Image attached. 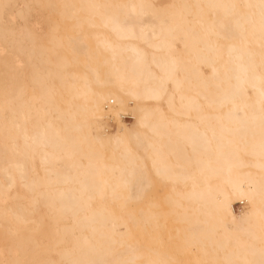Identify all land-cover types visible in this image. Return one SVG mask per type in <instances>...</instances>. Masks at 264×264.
<instances>
[{
	"label": "bare ground",
	"instance_id": "6f19581e",
	"mask_svg": "<svg viewBox=\"0 0 264 264\" xmlns=\"http://www.w3.org/2000/svg\"><path fill=\"white\" fill-rule=\"evenodd\" d=\"M33 1L44 36L0 0L15 262L264 264V0Z\"/></svg>",
	"mask_w": 264,
	"mask_h": 264
},
{
	"label": "rangeland",
	"instance_id": "374dc122",
	"mask_svg": "<svg viewBox=\"0 0 264 264\" xmlns=\"http://www.w3.org/2000/svg\"><path fill=\"white\" fill-rule=\"evenodd\" d=\"M21 3L19 4L20 7H23L24 4H27L30 6V13L28 14L26 20L22 19L21 17L16 16L14 19L10 18V26L15 30V32H19L20 29H22L25 25H28L29 27L35 29L38 34L45 35L49 31V23L51 20V14L48 12V10H43L40 7H38L33 0H20ZM130 114H123L121 116V119L125 122H131L132 117ZM112 121V122H111ZM110 126L108 129H114L116 126V121L115 120H110L109 122ZM111 131V130H110ZM35 161L38 163V160L35 159ZM6 181V180H5ZM15 190V187L5 189V193L0 192V202L2 205L5 207H8L10 203L14 202V198L12 197L13 191ZM246 201H235L234 202V207L235 211L239 212L241 209H244V206L246 205ZM43 209L44 207L41 206ZM10 216V215H8ZM12 217V215H11ZM44 226L51 225L53 223L52 219L50 216L46 215L44 219ZM0 221H6L4 218H0ZM27 225L31 228L35 226V222L33 220H29L27 222ZM24 223H20L21 229L19 231L23 230ZM120 231L124 232L125 228L121 227ZM4 229L1 228L0 226V264H22L20 259H18V262H15L16 258L18 257H23V254L18 248L13 247L12 249H8L6 247V242H5V237H4ZM38 238L42 239L41 235L39 233ZM63 245V244H62ZM61 245L57 244V247L59 248ZM46 255H50L55 260V263H60L64 261L63 258L59 257L58 254H50V252H46ZM45 255V256H46ZM25 260V259H24ZM188 258H186V263L188 264ZM30 264V263H28ZM185 264V263H184Z\"/></svg>",
	"mask_w": 264,
	"mask_h": 264
}]
</instances>
